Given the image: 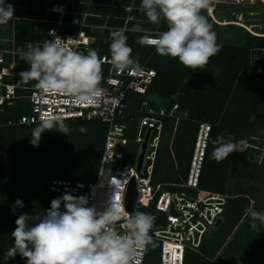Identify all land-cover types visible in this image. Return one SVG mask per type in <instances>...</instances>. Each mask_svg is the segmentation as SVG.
I'll list each match as a JSON object with an SVG mask.
<instances>
[{"label": "clouds", "instance_id": "clouds-1", "mask_svg": "<svg viewBox=\"0 0 264 264\" xmlns=\"http://www.w3.org/2000/svg\"><path fill=\"white\" fill-rule=\"evenodd\" d=\"M215 0H141L140 11L157 28L166 30L155 35L144 34L137 37L140 45L155 47L160 56L178 61L195 72L204 69L211 57L220 51L217 34L204 10H210ZM14 7L0 0V25H5L14 17ZM142 28H134L133 31ZM54 39L42 44L28 42L18 48L20 60L29 68L21 71L18 86L35 82L42 99L66 97L80 105H98L106 97L102 87L103 60L95 49L80 51L70 47L68 41L50 31ZM110 63L118 73L135 72L143 69L132 58V48L124 30L110 33ZM45 131H57L64 135L71 132L62 114L41 115L39 123L32 129L33 146H39ZM85 133L87 127L79 126ZM212 158L217 162L228 158L236 151L233 137L218 136L214 141ZM16 207H23L20 199ZM63 207V210H62ZM245 216L250 218L253 230L257 222L264 225V211L249 206ZM156 217L150 213L136 211L128 213L120 199L97 211L89 206L86 197L65 194L54 198L49 209L42 214L22 213L16 219L12 232L14 244L7 252V258L17 254L26 259V264H139V255L151 246L155 248L153 236ZM31 222V223H30Z\"/></svg>", "mask_w": 264, "mask_h": 264}, {"label": "rangeland", "instance_id": "rangeland-1", "mask_svg": "<svg viewBox=\"0 0 264 264\" xmlns=\"http://www.w3.org/2000/svg\"><path fill=\"white\" fill-rule=\"evenodd\" d=\"M31 1L32 0H22V2H20L21 4H18V11L21 12L20 16H14L7 24L0 25V48H13L14 45L20 43L23 44L24 48L28 42H32L34 44L39 42L42 44V42H44L42 39L44 38L46 26L41 24H53V21L58 20L61 17L60 14L57 16L52 15L53 12L50 11V7L54 3L63 1L43 0L44 5H42L40 8L31 4ZM13 2L14 1L12 0H6V3L8 4H14ZM65 2L68 3V11L69 9H72L69 8L70 6H74L76 4V1L74 0H67ZM140 4L141 0H129L123 6L116 5L114 3H95L92 0H88L86 2L87 6H107L109 8L108 14H94L86 10L83 12H66L64 14V18H66L65 21H77L81 20L86 15L87 18L104 19L103 24L110 26L112 30L122 29L124 30L125 34L131 33L134 37H136L139 33L144 35L147 32L166 30V26L163 25V23L159 28L151 24L147 20L145 14L140 11ZM38 9L43 12L36 15V17H32L29 11ZM119 9H123L121 13L122 15H116L118 13L120 14L121 11ZM240 12H248V14H244L243 18L240 19ZM202 14L204 15V13ZM67 15H70L68 19ZM208 15H210L209 17L211 19H208V21L212 24L213 31H215L217 34V43L220 45V51L214 56L218 57L222 51H227V49L230 48L245 50L247 51L249 63L247 72L255 74L256 79H258L260 75L264 74V41L254 40L247 35L249 32V34L251 33V35L254 36H264V4L218 3L216 5L215 12L212 11ZM110 18L112 20L121 19L120 21H122L123 24L113 22L111 23L108 21ZM32 20L35 21V24L33 25L29 23H22V21ZM231 20H238L240 23L232 22ZM91 23L96 24L98 22ZM232 23H236L237 25ZM134 28H142L143 32L139 30L133 31ZM75 30L76 28L74 29L73 26H63L61 28V32H74ZM21 31L35 33V35L38 36V41H36V39H32L34 37L27 36L24 37L26 40L21 42L15 38V35ZM92 31L97 30L93 29ZM40 35H42V37H39ZM260 43H262V45ZM96 46L99 47L98 45ZM137 52L138 53L135 52L132 54V58L138 61L140 51ZM152 53H155V49L151 50V54ZM12 55L14 54H11V56ZM213 57H211L210 60ZM144 62L147 63L146 60H144ZM228 65L230 66L231 64L228 63ZM219 66H221V64L217 62H212L206 66L208 69H210L206 72L207 77L203 85L212 84L214 82L216 72L220 70ZM181 84L171 95H169V97L155 94V96L152 97L154 100H152L148 98L149 96H146V92L143 94L144 98L142 101H150V103H154V101H164L166 103L170 102L172 99L176 98L177 93L182 92ZM197 84L202 85L201 83ZM241 89H243L242 93L244 96H241L243 99L242 103H246L248 100L247 97L249 96V90L246 86H242ZM184 96L185 94H183V97ZM142 101H140L138 104H140V106L143 108H147V105H143ZM179 108L180 109H178V111L172 112V120H170L168 123H171V125H173L175 128L183 123L180 126L186 129L184 139L191 141L194 139V137L197 138L201 125H206V129H209L208 135L206 137L208 145L209 137L212 131H218L216 127L219 125V120H217L215 117L214 108L210 106V104L207 105L205 101L199 97L198 100L195 99L194 102L185 106L181 103ZM258 108L260 110L264 108V98L260 101ZM234 121L235 118H233L232 121H229L230 128L232 122ZM65 123L70 125L71 129H75V134H77L76 136L65 138L63 137L64 134H61L57 131H45L42 134L39 146H33L30 143L32 139L31 131L37 126V124L27 129H20L22 136L18 138L19 140L17 142V148H20L22 157L18 162H16L17 167H14L15 163L10 167H7V165L3 163L2 159H4L8 153L4 154L2 152L3 148L0 147V181L3 182L7 181L8 179L6 187L12 188L15 184L16 187H20L16 188L15 191H20L24 195L22 199L23 207H20L23 208V210L21 212H17L18 207H16L15 212H13V207L8 209V206H5L6 201L9 199L16 201L19 199V195L21 193L12 192L13 195L11 197V192L7 194L2 191L5 195H2V198L0 194V264H26V259L22 258L18 254L15 257L7 258V252L11 247H13L14 244L11 234L16 227L15 221L20 214L28 213L34 215L32 212H30V210L27 212V207L28 204L32 202L30 201V198L33 196L37 197V191L40 190H36V185H42V182L47 177L46 174L49 177L54 173L66 174L71 170H79L81 175L86 177V179H79L85 182L94 181L95 179L96 173L94 171L90 173V171L94 165L98 164L100 138L86 134L92 129V127H89L88 125H85L87 127V131L85 133H81L79 131V126L82 124L76 126L74 125L75 123H73V121H65ZM243 125L247 124H245L243 121H238L237 127H243ZM197 126V133L194 135ZM209 127H211V129ZM252 128H254V126H247L243 129L239 128L235 142L237 146L236 151L242 154L243 159H248V161L251 162L256 161L258 163L257 168L259 170L261 168L260 163L264 159V133L260 134V136H257L256 131L251 132ZM228 131V128H226L222 130V133L227 134ZM9 133L10 131L5 132V135H8ZM162 138L163 141L161 140L162 143L160 144V150L163 152L166 148H168V151L162 153L159 160L160 162L156 165V169L161 166L162 173H165L164 164H166L167 160L163 161L162 158H179V160L175 163L173 162L172 165L177 174L179 171L182 172L183 161L185 164L186 158L193 154L194 151V148L191 149V142L190 144H184V142H180L177 138L176 130L172 135L169 134L168 130H163ZM68 144L74 147V151L72 153H68L67 155L65 152H67L66 147ZM92 152H94V154L97 156H93L94 154H92ZM30 169L33 171L32 174H29ZM14 173L17 175L15 176ZM255 173L256 170L254 171V174ZM178 175L181 176L183 173H179ZM231 177L233 176H228V180L225 184V193L227 194L228 199H232L233 197L241 195L239 196L237 204L239 207H236V210L240 211L239 213H241L240 217H235L231 214L229 215L228 210L225 212L226 208H224V212L216 228L212 230L211 235L205 236L206 240L202 242L204 244L202 248H199V251H191L189 253L186 264H264V225H261L259 222H257V228L253 230L250 225V218L245 216V211L249 206H254L257 211H264V180L260 178L262 181L261 183L260 179L256 181L251 176V178L239 179L238 181L237 178L235 180V178L231 179ZM236 181L241 183V185L239 184V187H243L244 190H242L240 194L234 195L232 194V190ZM249 184L254 187H258L259 190L252 193H250L249 190L246 191ZM162 189L165 188L163 187ZM1 190L2 189L0 188V192ZM31 207L32 206H30V209H32ZM136 211L147 213V209H144L138 205L136 206L134 212ZM154 243L156 246L153 248L152 258L147 264H158L159 243Z\"/></svg>", "mask_w": 264, "mask_h": 264}, {"label": "built area", "instance_id": "built-area-1", "mask_svg": "<svg viewBox=\"0 0 264 264\" xmlns=\"http://www.w3.org/2000/svg\"><path fill=\"white\" fill-rule=\"evenodd\" d=\"M218 3L264 4V0H215L211 9L206 10L207 13L215 12ZM50 11L60 13L61 17L53 21L54 25L49 28L48 33L54 30L62 39L71 37L72 40L68 41L70 47L85 52L92 48L98 52L102 44L111 41L112 28L103 23H90L86 20V15L81 20L65 21L67 2L54 3ZM244 14L248 12H240L239 18H243ZM231 21L240 23L238 20ZM62 26H73L76 30L61 32ZM93 29L97 31H92ZM95 32L97 34H94ZM157 32L145 34L155 35ZM49 35L54 39L53 35ZM15 53V50L0 48V108L4 105L12 106L15 99L28 100L30 112L20 115L17 124L39 123L41 115L62 114L65 120L96 119L107 125L96 179L93 182H85L55 178L49 182V189L62 196L71 194L75 197H86L89 206H95L100 212L113 204L117 197L123 201L126 211L130 214L134 213L137 205L147 209V213L156 217L150 234L154 241L160 243L159 264H184L187 253L199 251L205 236L211 235L212 230L216 228L228 198L225 193L202 189L199 185L207 145V126L201 125L187 176L182 183H155L153 178L164 127L163 118L172 117V112L178 111L179 105L174 103L170 110H166L165 107L157 108L150 101H142L147 108L141 107L140 104L131 106L126 101L130 91L142 95L148 91V85L156 75L154 68L140 64L143 70L139 73H118L112 68L110 56L106 53L99 55L103 60L102 87L106 89V97L98 105L82 106L66 97L42 99L39 90L34 87V81L18 86L14 78V55L10 60L5 57V54ZM6 77L12 78L6 81ZM17 89H25L26 92L18 94ZM132 121H136L137 125L134 132L130 133ZM7 123L11 125L14 122ZM148 130L150 131L141 168L138 169V157ZM130 143L137 145L138 151L134 160L128 162L126 149ZM132 179L135 181L137 196L133 210H129L125 200ZM163 187L165 189H162ZM147 253L148 250L139 255V264H145Z\"/></svg>", "mask_w": 264, "mask_h": 264}, {"label": "trees", "instance_id": "trees-1", "mask_svg": "<svg viewBox=\"0 0 264 264\" xmlns=\"http://www.w3.org/2000/svg\"><path fill=\"white\" fill-rule=\"evenodd\" d=\"M14 1L13 5L15 11H14V16H20L21 12L18 11V4H21L22 0H12ZM64 3L67 0H60ZM76 1V4L74 6H70L68 12H83L88 10V12H92L94 14H108V7L107 6H102L98 7L99 5H91L87 6L86 2L88 0H74ZM95 3L103 2L105 4L108 3H114L116 5H125L129 0H92ZM113 1V2H112ZM11 3V1H10ZM17 4V5H16ZM31 4L34 6L40 8L42 5H44L43 0H32ZM67 9H68V3H67ZM113 10H118V9H113ZM120 10V9H119ZM123 10V9H122ZM122 10H120V14L116 15H122ZM32 17H36L39 13L43 12L40 9L38 10H32L29 11ZM53 12V11H51ZM204 15L210 19V15H208L207 11H203ZM52 15H59V13L53 12ZM70 17V15H67V19ZM66 20V18H64ZM117 19V18H116ZM86 20L89 22H98V24L103 23L104 19H95V18H87ZM121 19L117 20H112L111 18L108 19L111 23H119L123 24ZM106 21V20H105ZM35 21H22V23H29V24H35ZM90 22V23H91ZM46 26V30L44 31V38L42 40H50L51 36L48 33V30L53 24L45 23L41 24ZM225 25V24H221ZM237 25V24H234ZM18 26V25H17ZM63 27V26H62ZM70 27V26H68ZM76 27H74L75 29ZM246 31V30H245ZM107 32V31H106ZM247 32V31H246ZM94 34H97L96 32ZM128 37L127 43L128 45L132 48V54L133 53H138L139 52V57H138V62L139 64H144L145 66L154 68L156 70V75L153 78L152 82L148 85V91H147V97L149 99L154 100L155 94H160V95H165L169 97L174 90L181 84V91L180 93L176 94V98L172 99L170 102H164V101H154L153 105L156 106L157 108L160 107H165L166 110H170L171 107L173 106L174 103H178L179 107L182 105H187L199 98H202L207 105L210 104L214 108V113L215 117L217 120H219V125H217V130L216 132L211 133L209 137V143L206 147L205 150V156L203 159V165H202V170L200 174V188L206 189V190H212L216 192H221L225 193V184L228 180V176H233L231 179L236 180L238 179H248L251 178V176L258 181V179L262 178L264 180V159L260 163L261 168L258 170V163L256 161H248V159H243L242 154L240 152H233L231 155L228 156V158L217 162L212 158V152L214 149V144L213 141L220 135H224L227 137L228 135H231L233 137V142H236V136L239 131V128H246L247 126H254V128L251 129L252 131L257 132V136H260V134L264 133V108L260 110L258 108V105L260 101L264 98V74L260 75L258 79H256V75L250 72H247V69L249 68V63H248V55L247 51L245 50H240V49H227V51H222L220 53V57H213L211 60H209L208 64L212 62H217L221 64L219 66L218 72H216V76L214 77V82L212 84L208 85H203L205 80H206V72L209 70L207 67L204 69H198L195 72H193L191 69L185 68L179 61L178 59H173L167 56H160L156 53L151 54V50L155 49L153 46H148V45H140L136 42L137 37L141 36L143 34H138L136 37H134L131 33H126L125 34ZM247 35L250 38H253L254 40L257 41H264V36H254L247 33ZM34 37L32 39H36L38 41L35 33L30 32H19L17 35H15V38L23 42L24 37ZM39 37H42L40 35ZM43 43V42H42ZM111 41H109L108 44H102L100 46V49L98 51V54L101 55L103 53H106L108 56H110V51H109V45ZM262 45V43H260ZM18 48H23V44H17L14 45L13 48H8L11 50H15L16 53L14 54L15 61H16V66L14 69V72H16L15 75V80L16 82L19 80V73L23 70H27L29 68V65L25 62L20 60L18 54H17V49ZM137 50V51H136ZM141 53V54H140ZM133 56V55H132ZM5 57L7 60L11 59V54H5ZM148 58V59H147ZM144 60L147 61L144 62ZM231 64L230 66L228 65ZM207 64V65H208ZM206 65V66H207ZM244 69V70H243ZM12 77H6V81H10ZM197 83H201L197 84ZM242 86H246L249 90V96L247 97V102L242 103V97L243 96V89H241ZM25 89H17L18 94L25 93ZM183 94L185 96L183 97ZM244 97V96H243ZM144 98V95L130 91L127 94L126 101L133 106L134 104L140 103ZM14 104L12 106H7L4 105L0 108V147H2V152L7 154L4 159H2L3 163L7 165V167L12 166L14 163V167H17L16 162H18L22 154L20 153V148L18 149V138L22 136V132L20 129H27L30 128L38 123H31V124H17L16 121L18 117L22 114H28L30 112V105L28 103V100L26 99H15ZM180 109V108H179ZM239 114V115H238ZM235 116V117H234ZM233 118H235V121L232 122L231 128H230V123L229 121H232ZM164 127L163 130H168L169 134H173L174 131L176 130L177 138L180 142H184V144H190L191 142V149L194 148V143L196 137L194 139L188 140L184 139V135L186 133V129L182 126H177L176 128L171 125L170 120H172V117H164ZM8 121L14 122L13 124H8ZM65 121H73L75 123L74 125L79 126V124L82 125H88L89 127H92L91 130L88 131L89 135L96 136L97 138H100V151L98 152V164H99V159L102 153L103 149V139L104 135L107 129V125L100 121V120H82V119H68ZM238 121H243L247 125H243V127H237ZM136 121H132L130 123V128L131 131L130 133L134 132V127L136 126ZM211 129V127H209ZM215 128V127H213ZM228 128L227 134L222 133L223 129ZM19 129V130H15ZM198 126L196 127L194 135L197 133ZM10 131L8 135H5V132ZM75 129H71V132L69 135H63L65 138L69 137H74L77 134H75ZM163 134V132H162ZM163 138H161L162 140ZM163 141V140H162ZM161 141V143H162ZM7 146V147H6ZM67 152H65L67 155L68 153H72L74 151V147L72 145H69L66 147ZM138 151L137 145L130 143L127 146L126 153H127V161H132L134 160L136 154ZM168 151V148H166L163 152ZM159 149V154L157 158V163L160 161V157L163 153ZM11 154V155H10ZM94 154V152H92ZM97 156V155H93ZM191 155L186 158L185 164L183 161V169L182 172L183 175L179 176L176 173V170L173 167V162H177L179 158H174V159H165L162 158L163 161H166V164H164L165 168V173H162V167L159 166L158 169H155L154 172V178L153 181L156 182H174V183H182V181L186 178L187 172H188V167L190 165V160H191ZM156 163V165H157ZM98 164L94 165L91 168L90 173L93 171L97 174L98 171ZM11 169V168H10ZM241 170V171H240ZM256 170V173L254 174V171ZM239 171V172H238ZM33 171L30 169L29 174H32ZM237 173V174H235ZM16 176L17 174L14 173ZM46 179H44V183L42 182V185H36V190L37 191V197H32L30 198L31 203L28 204V209L27 212L30 210L34 215L36 214H42L45 210L49 209L51 206V201L54 198H59V196H62L55 191H52L49 189L48 184L51 181V179L55 178H61V179H71V180H81L79 178H84L86 177L84 175H81L80 171H74L71 170L70 172L63 174V173H54L48 177L46 174ZM96 179V176H95ZM94 179V180H95ZM173 180V181H171ZM8 181V179H7ZM7 181H0V188L2 189L0 194L1 198L4 195L3 192L9 194L11 192L10 196L12 197V192L15 193H21L19 195V199L22 201L23 199V193L20 191H15L16 188H20L19 186L16 187L14 184L12 188L6 187L7 186ZM83 181V180H81ZM261 181V179H260ZM87 182V181H86ZM88 182H93V181H88ZM258 183V182H257ZM262 183V181H261ZM13 184V183H11ZM239 184L241 185L240 182H237L234 184V188L232 190V194L237 195L242 192L243 187L240 188ZM9 186V185H8ZM15 188V189H14ZM5 190V191H4ZM249 190L250 193L256 192L259 190L258 187H254L251 184L248 185L246 191ZM3 191V192H2ZM264 191V190H263ZM226 194V193H225ZM3 195V196H2ZM241 196V195H239ZM239 196L233 197L232 199L227 198V202L225 205V212L228 210L229 215L231 214L232 216L235 217H240L241 213L240 211L236 210V207H239L238 204V199ZM229 201V202H228ZM15 204V201L13 199H9L6 201V207L8 209L12 208L13 205ZM30 206H32L30 209ZM23 208L18 207L17 212H21ZM42 210V211H41ZM63 210V207H62ZM206 240V237L204 238L203 242ZM158 242V241H154ZM159 243V242H158ZM204 243L200 246L202 248ZM159 251H160V243H159ZM152 250L153 248L149 246L148 248V253L145 259V264H147L151 258H152ZM151 253V255H150ZM189 253H187L185 262L184 264L187 263ZM159 264V261H158Z\"/></svg>", "mask_w": 264, "mask_h": 264}, {"label": "water", "instance_id": "water-1", "mask_svg": "<svg viewBox=\"0 0 264 264\" xmlns=\"http://www.w3.org/2000/svg\"><path fill=\"white\" fill-rule=\"evenodd\" d=\"M149 131L150 130L147 131V133L145 135V141L142 143V149H141V153L139 154L138 163H137V168L138 169L141 168V164H142V160H143V154H144V151H145V148H146L147 139H148V136H149ZM136 196H137V189H136L135 181H134V179H132L130 181L129 186H128L127 193H126V200H125L126 207L129 210H133L134 201H135Z\"/></svg>", "mask_w": 264, "mask_h": 264}, {"label": "snow or ice", "instance_id": "snow-or-ice-1", "mask_svg": "<svg viewBox=\"0 0 264 264\" xmlns=\"http://www.w3.org/2000/svg\"><path fill=\"white\" fill-rule=\"evenodd\" d=\"M117 199H119V197H117ZM175 255V254H174Z\"/></svg>", "mask_w": 264, "mask_h": 264}, {"label": "bare ground", "instance_id": "bare-ground-1", "mask_svg": "<svg viewBox=\"0 0 264 264\" xmlns=\"http://www.w3.org/2000/svg\"><path fill=\"white\" fill-rule=\"evenodd\" d=\"M211 12H212V11H211ZM211 12H210V13H211Z\"/></svg>", "mask_w": 264, "mask_h": 264}, {"label": "crops", "instance_id": "crops-1", "mask_svg": "<svg viewBox=\"0 0 264 264\" xmlns=\"http://www.w3.org/2000/svg\"><path fill=\"white\" fill-rule=\"evenodd\" d=\"M57 13V12H56ZM60 14V13H59Z\"/></svg>", "mask_w": 264, "mask_h": 264}]
</instances>
